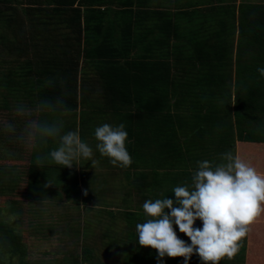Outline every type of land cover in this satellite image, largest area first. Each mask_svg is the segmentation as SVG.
<instances>
[{"label": "trees", "instance_id": "16d2710c", "mask_svg": "<svg viewBox=\"0 0 264 264\" xmlns=\"http://www.w3.org/2000/svg\"><path fill=\"white\" fill-rule=\"evenodd\" d=\"M6 7L20 8L21 19L26 21L31 29L28 33L32 35V42L29 44L22 42L17 50L21 57H28L21 65L26 77L13 82L12 69L0 68L1 93L2 87L6 89L10 84H14L15 92L21 91V94L30 97L34 104L41 96L59 93V88L43 87L47 78L62 79L69 92L67 102L71 109L66 114L71 119L67 126L68 117L66 118V115L63 117L65 129L78 130L85 141L86 138L94 136L96 121L101 119L97 117L96 111L88 112V99H91V93L95 91L93 87L107 89L112 94L115 92L120 94L124 104L130 102L137 94L139 84L145 89L148 99H143V102L138 100L139 103L134 105L133 109L119 111L117 107L111 108L116 118L115 124L126 125L125 130L128 133L126 148L133 160L127 168L133 167L134 158L137 157L144 162L153 158L157 162L155 166H158L161 158H169L167 152L175 145L174 136L168 131L165 123L171 115L162 111L160 103H157L158 96L152 94L161 90V87L157 88V84L163 81L159 78L161 74H173V69H178L170 65L168 58L171 56L175 58L177 67H180L179 70L184 74L193 69V63L198 64L199 69L204 71H199L204 79L197 77L187 87L197 90L200 100L198 105L205 110L203 123L206 125L203 124L204 126L199 129L203 139L207 134H211L210 138L214 136V140L209 141L213 145L211 147H206L205 144L197 145L201 152L195 157V161L208 160L218 164L221 162V154L228 151L236 156V135L232 126L234 121L236 125L247 124L249 130L257 127L264 131V76L257 71L258 68L264 67L262 3L236 0H0V22L8 21L1 19L2 11ZM41 14L47 19H37ZM208 21L211 22L210 26L205 29V22ZM39 24L43 27L37 29ZM51 25L53 28L57 26L65 29L66 36L56 37L49 28ZM74 34L76 37L73 39ZM38 37L39 41L35 43L34 38ZM171 41H177L172 49L169 47ZM154 43L156 44L153 45ZM162 48L165 50H161ZM232 51L235 52L236 62L233 73L225 76L211 72L213 68L214 70L221 68L220 56H226ZM94 73L102 77L100 86H96L91 78ZM19 82L22 86L16 88ZM162 102V108H170L168 97ZM198 105L196 103V106ZM191 106L193 107L192 104ZM135 116H140L141 119L136 122ZM239 116L243 119L239 120ZM177 118L179 122L183 121L181 116L179 118L177 115ZM140 121L150 130L149 136L143 134L144 131L139 128ZM209 123L210 127L207 126ZM207 130L208 133L205 134ZM197 135L200 136L198 133ZM92 140L96 150L98 141L95 137ZM17 145L19 144L14 139L0 133V154H9L13 150V159L24 158L21 153H16L22 152L21 149L14 150ZM56 146L57 142L51 141L45 151ZM202 149L204 154L201 156ZM96 151L100 155L98 150ZM193 151L196 149L191 152ZM154 154L156 159L153 157ZM25 155L28 159L25 178L28 196H40L39 199L45 201V189H42L45 185L40 179L49 178L53 170L56 172L55 169H60L64 174V180H67L65 190L68 196L74 197L75 200L79 198L69 188L73 186L76 191L81 180L83 192L80 200L86 202L85 204L89 202L91 196L89 185H94V178H88V193L84 195L86 180L83 173L79 175L75 168L60 167L51 163L37 167L35 153L28 150ZM90 164L88 161V167L92 168L94 165ZM150 175L155 182L160 183L158 170H152ZM155 186L153 200L166 196L169 198L164 187H158V184ZM163 191L165 192L162 194ZM125 218L128 230L124 249L127 252L126 260L128 264H145L146 256L133 253V246L138 243L137 232L133 231L136 230V224L143 223L148 217L139 210ZM257 223L258 220H254L249 226L250 230L246 234L248 237L251 229L259 225ZM4 232L7 234H5L7 246H16L23 252V247L19 243L20 235L9 228ZM256 240L255 238L252 241L256 243L254 244L256 249L253 248L249 258L253 264L258 263L254 260L255 255L258 258L259 254L262 259L260 254L264 253L263 249L260 250L264 248L263 240L259 242ZM145 249L146 252L157 255L155 249L150 247ZM93 250V247L84 245L79 256L66 262L86 264L93 257ZM261 263L263 264L262 260Z\"/></svg>", "mask_w": 264, "mask_h": 264}, {"label": "rangeland", "instance_id": "374dc122", "mask_svg": "<svg viewBox=\"0 0 264 264\" xmlns=\"http://www.w3.org/2000/svg\"><path fill=\"white\" fill-rule=\"evenodd\" d=\"M240 1L264 4V0H236V2ZM205 7L210 6H203V8ZM2 14L1 19H7L8 21L0 22V68L4 70L10 67L13 72L12 80L15 82L26 77L21 65L28 57H21L17 50L18 47H21L22 42L25 44L32 42V35L28 33L31 29L28 27L27 22L21 19L20 8L11 7L9 9L6 7ZM40 18L41 20L47 19L42 14L37 17V19ZM210 23L209 21L205 22L204 28H208ZM30 25L36 27L33 24ZM42 27L39 24L37 29ZM49 28L56 37L66 36V33H64L66 30L62 27L58 28L56 26V28H53L51 25ZM75 37L76 34L72 36L73 39ZM63 39L61 43H63ZM82 40L81 38V44ZM38 41L39 37L34 38L35 43ZM171 42L169 47L172 49L177 41ZM161 50L165 49L162 48ZM227 55L220 56L221 68H217V70L213 68L211 72L224 74L225 76H230L233 73L236 65L235 52L232 51ZM168 59L170 65L178 69H173V74H161L159 78L163 81L157 84V88L160 89L161 87V90H157L155 94L151 93L158 96L157 103H160V106H156H159L165 114L171 115L165 123L168 131L174 136L175 145L167 152L169 158H161L158 166H155L157 162L153 158H151V161L144 162L139 157L134 158L132 168L113 166L108 158L104 157V159L103 156L97 154L92 145L94 136H90L85 139V142L93 148V159L97 160L98 164L94 166L90 164L92 168H89L88 161L81 160L79 166L73 165L72 167L78 170L79 175L84 174L87 193L88 178H94V185H89L91 194L88 199L89 202L85 204L86 202L80 200L83 192V183L80 179L76 191L73 186L69 188L79 198L75 200L74 197L68 196L65 190L67 180H64V174L61 173L60 169H55L56 172L53 170L49 178L42 177L40 179V182L47 185V187L42 188L45 189V201H41L40 196L30 197L27 195L25 178L28 159L25 154L28 150L21 145H17L19 149L15 148L14 150L21 149L22 152L16 153L24 155V158L20 160L13 159V150L9 154H0V264L2 262L4 264H73L66 261L79 256L84 245L94 249L93 257L86 264H128L125 257L127 252L124 251L126 233H128L125 217L135 211H143L142 204L144 200H153L154 198L156 184H158V187H164L165 191H168V197L175 200L173 188L182 186L185 183L191 185V177L198 169L197 162L199 160L195 161V157L201 151L197 148V145L213 146L209 141L214 140V136L210 138L211 134H207L203 139L202 133L199 131L206 123H203L205 110L198 105L200 101L197 96L198 92L187 87L197 77L198 79H204L201 74L203 69L200 70L199 65L193 63V69L184 74L182 70H179L180 67H177V62L173 56ZM102 68L104 69V66ZM91 78L96 86H100L102 77L98 73L92 74ZM21 86V82L16 84V88ZM139 86L137 94L126 104L121 101L120 94H116V92L112 94L107 89L101 90L100 87H93L95 91L91 93V99H88V112L96 111L97 117H101L96 121L97 127L105 123L116 125L112 107L114 109L117 107L119 111L120 109L130 110L139 103L138 100L143 102V99H148L145 89L141 84ZM4 89L2 87V93L0 91V118H6L10 121H12V118L16 120L13 112L14 105L18 102L33 105V102L27 95H22L21 91L16 93L14 84H10L9 87ZM166 97L170 100L169 109L161 107L162 100ZM196 103L198 106H196ZM177 115L179 118L181 116L183 121L180 120L179 122ZM196 116H199L200 119ZM65 117H68V120L66 119L67 126L71 119L69 115ZM140 119V116H135L136 122ZM242 119V116H239V120ZM140 124L139 128L144 131L143 134L149 136L150 130L144 127L145 124L142 121H140ZM207 126L210 127V123ZM232 126L236 135V157L253 166L258 172L264 173V131L257 127L249 130L250 127L247 124L236 125L235 121ZM65 131L70 130L65 129ZM185 131L187 133L184 134ZM204 133H208V130ZM194 148L196 151L191 152ZM203 150L201 156L204 154ZM153 157L156 159L155 154ZM154 169L158 170L160 174V183L151 178L150 174ZM165 191L161 193L163 194ZM61 193L66 194V196ZM255 220H258L257 224L259 225H255V228L251 229L249 237L246 235L238 242L240 248L235 257L231 260L225 257L218 264H253L250 263L249 258L253 248L256 249L254 245L256 243H252V241L256 238L257 242L263 240L264 244V213H261ZM193 227H202V222L200 220L195 221ZM6 228L20 235L19 243L23 247V252L11 244L10 247L7 246L8 241H5L6 233L4 232ZM173 229L180 239L190 244L189 238L180 233L175 225H173ZM133 232L135 233L136 230ZM145 248L135 243L133 253L146 256L147 263L145 264H158L157 255L155 256L149 251L146 252ZM261 249L264 251V248ZM260 255L262 259L258 254V258L255 255L254 260L258 262L257 264H262V260L264 264V253ZM183 262V257L169 258L165 256L163 258V264H183ZM188 264H202V262L198 255L193 254Z\"/></svg>", "mask_w": 264, "mask_h": 264}, {"label": "clouds", "instance_id": "9594fccd", "mask_svg": "<svg viewBox=\"0 0 264 264\" xmlns=\"http://www.w3.org/2000/svg\"><path fill=\"white\" fill-rule=\"evenodd\" d=\"M257 71L264 76V67ZM43 87L60 91L39 97L33 105L16 103L13 108L16 120L0 118V133L34 152L37 167L51 163L72 168L79 166L81 160L98 164L93 159V148L82 140L79 131H65L63 117L71 111L65 82L51 77L44 81ZM125 128L124 123L116 126L105 123L94 130L96 150L113 166L121 168L133 163L126 148ZM51 141H56L57 146L45 151ZM220 159L218 164L198 161L191 185L173 188L175 200L166 197L144 200L142 208L148 219L136 224L137 242L156 250L158 264H163L165 256L183 257V264H188L193 254L198 255L202 264H218L225 257L231 260L249 226L264 213V173L231 151L221 154ZM197 220L202 227H193ZM173 225L189 238L190 244L177 236Z\"/></svg>", "mask_w": 264, "mask_h": 264}, {"label": "bare ground", "instance_id": "6f19581e", "mask_svg": "<svg viewBox=\"0 0 264 264\" xmlns=\"http://www.w3.org/2000/svg\"><path fill=\"white\" fill-rule=\"evenodd\" d=\"M61 214V213H60ZM63 214V213H62ZM59 218V217H58ZM28 222V221H27ZM19 230V229H18Z\"/></svg>", "mask_w": 264, "mask_h": 264}]
</instances>
